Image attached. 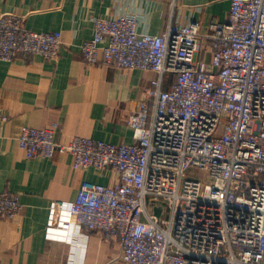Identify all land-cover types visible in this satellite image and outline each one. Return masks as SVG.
<instances>
[{"label":"built area","instance_id":"built-area-1","mask_svg":"<svg viewBox=\"0 0 264 264\" xmlns=\"http://www.w3.org/2000/svg\"><path fill=\"white\" fill-rule=\"evenodd\" d=\"M139 26L132 13L96 17L81 44L89 64L157 74L127 118L133 142L62 143L58 124L26 126L18 137L27 157L68 152L76 170L117 173L107 186L83 183L75 201H53L47 237L84 244L96 230L119 242L125 264H264V0H230L228 19L207 34L197 20L162 34ZM62 36L0 15V59L57 58ZM162 205L166 215L155 211ZM22 208L0 191V219Z\"/></svg>","mask_w":264,"mask_h":264},{"label":"crops","instance_id":"crops-1","mask_svg":"<svg viewBox=\"0 0 264 264\" xmlns=\"http://www.w3.org/2000/svg\"><path fill=\"white\" fill-rule=\"evenodd\" d=\"M230 0H0V15L17 14L32 31H61L54 59L19 55L0 59V191L20 197L21 212L0 219V264H125L117 241L89 230L88 240L74 242L46 235L53 201H75L85 182L107 186L117 180L111 169H74L72 155L27 157L18 143L26 126L58 124L62 143L75 136L131 143L127 118L147 95L157 74L112 64H89L81 44L94 36L96 17L136 14L140 30L164 33L170 23L200 22L207 34L228 19ZM170 79L164 84L170 87ZM81 245V246H80ZM78 248H82L79 250Z\"/></svg>","mask_w":264,"mask_h":264},{"label":"rangeland","instance_id":"rangeland-1","mask_svg":"<svg viewBox=\"0 0 264 264\" xmlns=\"http://www.w3.org/2000/svg\"><path fill=\"white\" fill-rule=\"evenodd\" d=\"M191 174H194V175H199V177H202L203 176V171H196L195 169H192V170H190L189 172H188V175H191ZM166 204V203H165ZM155 211L158 213V214H164V215H166L167 214V209H166V207L164 206V205H162V206H158V207H156L155 208Z\"/></svg>","mask_w":264,"mask_h":264}]
</instances>
